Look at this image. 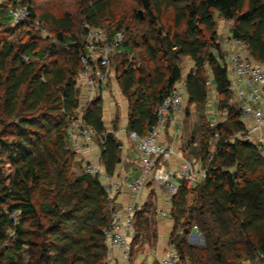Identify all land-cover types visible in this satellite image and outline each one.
Here are the masks:
<instances>
[{
  "label": "trees",
  "instance_id": "obj_1",
  "mask_svg": "<svg viewBox=\"0 0 264 264\" xmlns=\"http://www.w3.org/2000/svg\"><path fill=\"white\" fill-rule=\"evenodd\" d=\"M9 1L0 24H11L10 11L17 2L27 9L29 21L0 34V264H107L103 233L114 210L111 200L95 178L79 170L75 153L65 149L78 105L82 28L74 36L78 24L70 14L57 18L46 11L36 16L33 0ZM112 1L78 2L82 25L120 31L124 22L118 21ZM135 1L145 18L137 13L133 18L145 31L139 42L124 40L114 68L128 102V130L143 136L155 126L157 107L181 80L179 60L184 57L194 63V72L183 80L188 105H195L198 114L206 107L210 72L216 109L227 112L215 129L201 130L196 143V157L207 167L205 180L191 190L181 185L172 201L170 215L182 233H173L171 243L180 262L261 264L264 154L234 137L244 125L228 104L230 79L214 13L230 23V39L245 48L248 59L264 66V0ZM35 20L50 29L54 42L42 43L33 30ZM21 30L22 37L15 38ZM137 50L138 56L128 59ZM83 121L95 132L104 170L113 175L119 141L105 130L100 98L87 104ZM149 214L150 203L134 214L132 250L155 235ZM193 226L203 236V246L188 244L186 236L182 240L184 229Z\"/></svg>",
  "mask_w": 264,
  "mask_h": 264
},
{
  "label": "built area",
  "instance_id": "obj_2",
  "mask_svg": "<svg viewBox=\"0 0 264 264\" xmlns=\"http://www.w3.org/2000/svg\"><path fill=\"white\" fill-rule=\"evenodd\" d=\"M18 1V0H17ZM11 26L16 27L29 21L27 9L17 2L10 11ZM83 47L79 56V71L76 77L75 88L78 91V105L67 128V142L65 149L82 155L90 148L95 137V132L83 121V113L89 102L102 97L110 89L111 69L110 58L119 52L123 44V33L111 31L108 34L103 28L83 24L80 34ZM236 43V42H235ZM226 64L228 75L236 79L230 82L229 91L231 98L228 104L238 109V119L244 125V130L234 137L238 140L248 141L257 146L264 154V66L252 63L245 55L239 53L229 54ZM114 72V71H113ZM237 84L248 86L246 93ZM186 100V88L183 80L176 82L170 94L163 99L156 109V124L145 135L126 128L114 134L116 138L126 137L135 143L141 176L128 180L126 177L117 178L108 174L103 167L97 164H85L84 173L95 178L102 190L111 196L123 190L135 194L137 197L143 190L148 177L155 172L158 159L169 160L175 152L161 141V134L166 130L167 118H176L181 112ZM226 111L220 112V121H224ZM218 122H210V127L215 129ZM217 134H215V137ZM211 160V156L208 162ZM207 167L199 161H191L179 157L174 169H169L160 175L152 177V184L164 195L160 201L157 214L162 219L171 217L173 198L176 196L180 184L186 187L201 184L206 177ZM136 204L123 210H113L110 214L109 226L103 233L106 246V257L112 252H117L120 264H131V240L135 235L133 226ZM194 236L202 237L198 228L193 226ZM161 264H181L180 257L174 245L165 252ZM261 264H264V259Z\"/></svg>",
  "mask_w": 264,
  "mask_h": 264
},
{
  "label": "crops",
  "instance_id": "obj_3",
  "mask_svg": "<svg viewBox=\"0 0 264 264\" xmlns=\"http://www.w3.org/2000/svg\"><path fill=\"white\" fill-rule=\"evenodd\" d=\"M223 22L227 25V36L225 38L227 39V41H225L223 44H220L221 49L225 51V47L229 52H239L247 57V51L245 50V48L242 45L237 44L229 39L230 23L224 20ZM189 61L192 64H190V68L185 74V77L191 72H194V63L191 60ZM185 77L181 76V80H184ZM229 79L230 82H236L235 78L229 77ZM115 85L116 86L112 84L113 87H110L109 91L103 94L101 97L102 121L104 123L106 132L112 133L113 135L120 129L127 128L128 123V102L124 97L119 85L117 83ZM208 85L210 86L211 92L210 94L208 93L207 100L210 99L213 107L216 109V104H213V102L216 103V92L214 90L210 72H208L207 86ZM236 85L246 93L249 91L248 86H243L241 84L239 85L237 83ZM185 102L187 103V97ZM207 106L209 105L207 104ZM189 107L196 110V106L193 104L189 105ZM216 112L218 113V115H220V112H218L217 109ZM185 114L186 112H183L182 110L181 112L176 114L175 119L170 117L167 118L166 130L161 134L160 139L167 145L168 148L175 152V156H173L169 160L158 159L155 172L148 177V179L146 180V184L139 196L137 197L132 192L123 190L109 197V199L111 200L110 204L114 210H123L124 208L132 204H136L137 210H140L143 206H145V204H151L152 214H149L148 216L151 220V229L155 235L153 237V235L151 234V239H142V241L140 240L137 246L134 247V249L131 251V264H161L165 256V252L171 245H173L171 242L172 234L175 233V223L173 219H171V217L169 219H162L158 216L157 210L160 206V201L164 193L161 190H157L153 186L152 177L154 175L163 174L169 169H174L178 164L179 157H186V154L191 150H193L194 152L197 151L198 146H194L196 142L191 144V138H193V136H190L189 139L184 137L186 132L183 126V122L187 121ZM116 139L119 141L118 144H120L118 146L119 162L117 161L113 176L117 178L126 177L128 180L140 177L142 173L135 143L126 137ZM77 157L79 160H77ZM75 161L76 163L77 161H79L83 164V166L85 164H97L103 167L100 162L99 145L94 144L93 141L87 152L82 155L75 154ZM195 187H197V185L194 186V188ZM186 188L189 190L191 188L194 189L192 186H188ZM190 233V236H194V232L192 230H190ZM106 262L107 264H120L118 253L112 252L111 255H108L106 257ZM245 264H257V261L246 260Z\"/></svg>",
  "mask_w": 264,
  "mask_h": 264
},
{
  "label": "rangeland",
  "instance_id": "obj_4",
  "mask_svg": "<svg viewBox=\"0 0 264 264\" xmlns=\"http://www.w3.org/2000/svg\"><path fill=\"white\" fill-rule=\"evenodd\" d=\"M80 1L81 0H33V9H34L36 16H38V15H40L46 11L51 12L52 15H54L57 18H60L64 14H70L72 16V19L77 21V24H78L77 28H75V30L72 32V34L74 36H76L77 32L79 30H81V28L83 27V25L81 23L82 22L81 17H79L80 16V9L78 8V2H80ZM112 2H113V7H114L113 12L115 15H117L118 21L124 22L121 25V30H120V32L123 33V42H124V40H126L127 42H129L131 40H135L136 42H139L140 37L142 36L143 32L145 31V25H141L138 23V21L134 20L133 14L137 13L139 19L143 20L145 18V13L141 9L137 8L135 0H113ZM8 4H10L9 0H0V13L1 14H3V12H4V9H3V8H5L4 5L7 6ZM138 12H140V15L138 14ZM165 18L169 19L170 13H167ZM214 18L216 21L217 39H218L219 46L221 48L220 44H223L225 41H227V39H225L227 36L226 35V33H227L226 32V26L227 25L223 22V20L221 18L218 17V15L216 13H214ZM83 24H85V23H83ZM11 25L12 24L1 23L0 24V34H4V32H6L8 28H12L13 26H11ZM81 25H82V27H81ZM33 27H34V29H33L34 32L41 38L43 44H46V43H44L46 40H48L49 43L54 42L53 38L51 37L52 35L50 33V29L45 27L41 23H39L38 20L34 21ZM126 27H128L130 30L127 31ZM103 29L108 34H110L113 28L105 27ZM24 32L25 31H22V30L16 31L15 38H17L19 35H21V37H22ZM229 39H230V36H229ZM8 40L15 41V39L13 37H8ZM224 49H225V51H223L221 49V55L224 59L223 62L227 61V57L229 54L237 53L234 51L229 52L228 50H226L225 47H224ZM117 54L118 53L112 55L110 58V69L112 72V74H111L112 78L110 80V87L111 88L113 87L112 84L114 86H116L115 84L117 83V80L115 78V73L113 72L117 62H119V60H121L120 54H118V55ZM135 54H137V56H138L139 50H137L133 54L129 55L128 59H131L132 56H134ZM237 54H239V52ZM116 55H117V57H116ZM251 62L256 64V65L263 66L261 64L255 63L254 61H251ZM190 64H192V63H190L188 58H185V57L180 58L179 67L181 70V76L185 77V74L188 72V70L190 68ZM229 77H231V76H229ZM207 89H208V93L210 94L211 89H210L209 85L207 86ZM207 104L209 106H207ZM207 104H206V107H204L202 109V112L200 114L196 113L197 110L189 107L188 103L185 102V105L183 104L182 110H183V112H186L185 117L187 118V121L183 122V126H184V129L186 132L184 137L189 139L190 136H193V138H191V140L193 142H196V143H198L203 136V132L201 130H204L205 128L212 130V128L210 127V122H213V121L218 122V123L222 122V121H220L221 120L220 115H218V113L216 112V109L213 107L210 99L207 100ZM213 104H216V103L213 102ZM230 106H232V105H230ZM235 109L238 111L237 108H235ZM126 129L128 130V128H126ZM93 141H94V144L99 145L97 138H94ZM214 143L215 142L212 139L210 141V148H209L210 152H212V153L214 152V148H213ZM194 146H197V145L195 144ZM197 152L198 151L194 152L193 150H191L190 152H188L186 154L187 156L186 157L184 156V157H185V159H188L191 161H197L198 160L196 157ZM77 160H79L78 157H77ZM198 161L200 164L206 165L205 161L200 160V159ZM77 164L79 166V170L81 172L82 171L84 172L85 166H83V164L80 163L79 161H77ZM181 185H183V182ZM199 185L200 184H198L197 186H199ZM194 186H196V185H193L192 187L194 188ZM191 203H192V196H190L188 199V204H191ZM181 233L182 232L180 229L175 230V236H176V234H181ZM149 239H151V236H149ZM186 241L188 244L193 245V246H203V236L202 237H196V236H190L188 234V235H186ZM131 251H132V248H131ZM22 255H23L24 259L28 258V254L25 251V248L22 250ZM245 262H246V260H243L242 264H245ZM181 264H184V262H181Z\"/></svg>",
  "mask_w": 264,
  "mask_h": 264
},
{
  "label": "water",
  "instance_id": "obj_5",
  "mask_svg": "<svg viewBox=\"0 0 264 264\" xmlns=\"http://www.w3.org/2000/svg\"><path fill=\"white\" fill-rule=\"evenodd\" d=\"M138 14L140 15V12H138ZM151 130V128L150 129H148V131H150ZM120 144H118V146H119ZM118 162H119V159L117 160ZM178 183L181 185L182 184V181L181 180H178ZM183 236H182V240L183 239H185V236L186 235H190L191 233H190V229H189V227H186L185 229H184V231H183Z\"/></svg>",
  "mask_w": 264,
  "mask_h": 264
}]
</instances>
